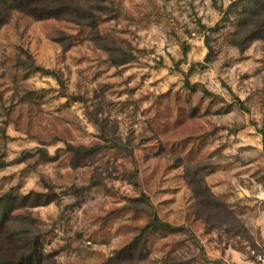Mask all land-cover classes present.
I'll list each match as a JSON object with an SVG mask.
<instances>
[{"label": "rangeland", "instance_id": "obj_1", "mask_svg": "<svg viewBox=\"0 0 264 264\" xmlns=\"http://www.w3.org/2000/svg\"><path fill=\"white\" fill-rule=\"evenodd\" d=\"M44 1L61 16L0 0L4 231L42 264H254L264 38L235 45L238 0Z\"/></svg>", "mask_w": 264, "mask_h": 264}, {"label": "trees", "instance_id": "obj_2", "mask_svg": "<svg viewBox=\"0 0 264 264\" xmlns=\"http://www.w3.org/2000/svg\"><path fill=\"white\" fill-rule=\"evenodd\" d=\"M3 4L9 5L10 10L23 12L36 19L57 18L62 14L63 9L45 6L44 0H1ZM232 8H240V25L245 31L243 37H238L235 45L243 50L247 42L254 39L264 38V0H238L234 3ZM11 199L5 197L0 202V243H4L9 247L14 246L16 252L13 256H0V264H42L51 256L44 255L41 251V243L39 236L24 237L23 245L17 246L16 235L5 232L4 224L8 221L11 212ZM172 227L169 224L162 223L153 213V220L145 227L142 233H148L149 230H162ZM180 231V229H174ZM15 236V237H14Z\"/></svg>", "mask_w": 264, "mask_h": 264}, {"label": "built area", "instance_id": "obj_3", "mask_svg": "<svg viewBox=\"0 0 264 264\" xmlns=\"http://www.w3.org/2000/svg\"><path fill=\"white\" fill-rule=\"evenodd\" d=\"M254 264H264V255L263 254L254 255Z\"/></svg>", "mask_w": 264, "mask_h": 264}]
</instances>
